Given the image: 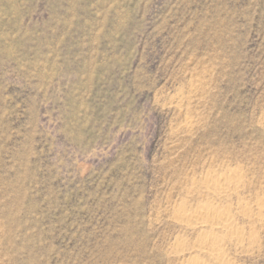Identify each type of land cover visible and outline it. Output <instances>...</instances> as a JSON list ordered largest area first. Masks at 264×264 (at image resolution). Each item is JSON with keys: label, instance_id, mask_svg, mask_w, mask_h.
<instances>
[{"label": "rangeland", "instance_id": "374dc122", "mask_svg": "<svg viewBox=\"0 0 264 264\" xmlns=\"http://www.w3.org/2000/svg\"><path fill=\"white\" fill-rule=\"evenodd\" d=\"M231 168L264 264V0H0V264H180Z\"/></svg>", "mask_w": 264, "mask_h": 264}, {"label": "bare ground", "instance_id": "6f19581e", "mask_svg": "<svg viewBox=\"0 0 264 264\" xmlns=\"http://www.w3.org/2000/svg\"><path fill=\"white\" fill-rule=\"evenodd\" d=\"M197 182L203 186L206 199L195 208L182 204L180 207L174 209L172 216L174 221L185 228L184 230L190 231L193 234L195 233V239L193 244H191L192 246L189 245L188 247L178 236L175 240L174 253L180 257V264H232L225 250L228 242L236 241L238 244L243 245L249 239L251 241L250 244H253V236L255 235L253 233L247 235L244 232L246 230H243L240 225L238 226L233 215L235 208L232 207L234 205L232 207L225 205L224 199H228L232 195L234 198V195L238 194L242 187L244 189L247 182H245L239 170L232 168L224 172H210L209 170ZM236 209L241 214H244L245 217L247 216V218L250 216V211L252 210L246 204H242V202L237 204ZM255 210L258 211V217L255 215L257 219L264 221V200H257Z\"/></svg>", "mask_w": 264, "mask_h": 264}]
</instances>
